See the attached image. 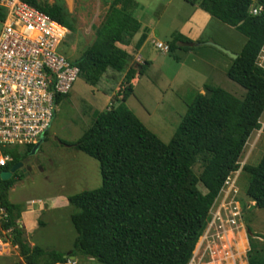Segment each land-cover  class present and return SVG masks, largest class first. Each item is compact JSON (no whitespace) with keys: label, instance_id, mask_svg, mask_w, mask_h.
<instances>
[{"label":"trees","instance_id":"16d2710c","mask_svg":"<svg viewBox=\"0 0 264 264\" xmlns=\"http://www.w3.org/2000/svg\"><path fill=\"white\" fill-rule=\"evenodd\" d=\"M70 30L67 11L58 2L22 0ZM245 38L227 70V78L245 91L238 99L223 89L205 85L186 105L185 114L169 143H162L124 105L133 94L132 81L144 75L148 62L133 63L121 76L129 55L145 36L133 38L140 25L133 0H112L92 44L72 61L85 83L96 86L105 77L117 83L120 103L97 113L91 127L70 148L99 164L101 186L68 198L75 212L70 223L76 233L69 253L31 247L20 224V207L8 194L18 174L0 180V209L6 217L0 231L8 232L23 264H66L77 255L97 264H189L195 246L210 222L211 208L229 176L239 170V159L264 113V69L257 58L264 46V0H184ZM260 8L257 15L251 8ZM4 12L0 11V20ZM189 51V49H185ZM66 96L55 98L59 105ZM264 134V126L262 127ZM16 149L9 155L7 171L22 162ZM199 160L196 176L192 163ZM246 197L264 209V156L257 166H244ZM201 185L205 193L198 190ZM247 264H264V247L249 241Z\"/></svg>","mask_w":264,"mask_h":264},{"label":"rangeland","instance_id":"374dc122","mask_svg":"<svg viewBox=\"0 0 264 264\" xmlns=\"http://www.w3.org/2000/svg\"><path fill=\"white\" fill-rule=\"evenodd\" d=\"M111 1L40 0L49 5L60 2L67 11L70 35L69 44L63 47L67 59H78L92 44ZM136 1L146 5L149 12H153L154 6L158 10L157 16L153 15L148 21L154 25L153 38L167 47V52L155 47L156 50L150 42L147 44L144 55L152 61V68L144 77L132 82L133 94L124 105L162 143L167 144L185 114L186 105L197 94H204L203 86L220 88L243 99L245 91L227 78L233 59L221 50L237 54L245 38L200 9L194 13L193 7L184 0ZM252 2L255 5L256 0ZM254 8L256 6L251 9ZM191 19L197 28H203L199 34L203 35L201 38L209 39V45L202 40L190 43L179 34ZM121 47L130 54L121 72L124 76L138 60L133 45ZM259 57V63L264 65V47ZM120 88L110 76L96 86L78 77L69 94L56 106L46 141L27 166V176L18 175L19 181L8 194L9 202L15 205L26 207L31 201L45 204L35 219V231L28 239L25 236L26 242L63 254L72 250L76 233L70 223V215L75 210L69 206L68 198L98 189L101 177L95 160L73 148L62 147L60 143H75L91 127L95 114L117 106ZM259 122L261 128L253 131L245 144L239 170L229 176L211 208L210 222L198 240L189 264H247L249 241L264 247V209H257L246 197L247 175L242 172L244 166H257L264 156V113ZM16 150L24 155L27 148ZM191 168L199 176L202 163L196 160ZM197 187L205 193L200 184ZM3 222L0 215V225ZM0 232L2 242L6 243V232ZM241 234L247 242L245 251L237 241ZM74 259L71 260L75 264H97L79 255ZM0 264L23 262L17 249L9 244L8 248L2 247L0 251Z\"/></svg>","mask_w":264,"mask_h":264},{"label":"built area","instance_id":"2783aa9c","mask_svg":"<svg viewBox=\"0 0 264 264\" xmlns=\"http://www.w3.org/2000/svg\"><path fill=\"white\" fill-rule=\"evenodd\" d=\"M0 11V167H5L9 155L2 151L32 148L47 136L55 98L69 94L79 71L63 49L69 44L66 27L22 0H0ZM259 12L250 10L254 16ZM155 47L167 52L161 43ZM259 56L257 66L264 69ZM0 215L5 219L2 209ZM6 243L0 236V251ZM66 264L75 263L69 258Z\"/></svg>","mask_w":264,"mask_h":264},{"label":"crops","instance_id":"0c3cea01","mask_svg":"<svg viewBox=\"0 0 264 264\" xmlns=\"http://www.w3.org/2000/svg\"><path fill=\"white\" fill-rule=\"evenodd\" d=\"M137 5H138V9L136 10V12H135V14H134V16H135V18L137 19V21H138V23H139V25H140V29H139V33H137L136 35H135V37L133 38V41H132V43L134 42V43H136V41H137V39L140 37V35H142V33H143V35L145 36V41L143 42V44L141 45V47L138 49V50H136V60H138V63H143V62H148L150 65H149V67H148V69H147V71L144 73V75L143 76H141V78L142 77H144L146 74H147V72L152 68V61H148V59H147V57H145V55H144V51H145V49H146V47H147V44L150 42V44H152V46L155 48V44H157V43H160V42H158L157 41V39H155V38H153V32H154V30H153V23L151 22V21H148L149 19H151V17H153V15H156V13H157V9L155 8V6H154V10H153V12L150 10V12L147 10V7H146V5H143V4H141L140 2H137L136 0H133ZM257 1V0H256ZM193 7V10H194V13H197V10L199 9L198 8V6L197 5H193L192 6ZM202 11V10H201ZM151 12L153 13L152 15H151ZM205 13V12H204ZM208 15V14H207ZM157 16V15H156ZM144 19H147V21L145 22H143V20ZM191 22V23H190ZM190 23V24H189ZM189 23L187 24V26L182 30V31H180L179 32V34L184 38V39H186L187 41H189L190 43H195V42H198V41H204L206 44H208L209 45V39L208 38H205V39H203V38H201L202 36H200V31L202 32L203 31V28H197L196 27V24L194 23V20H190L189 21ZM171 36V35H170ZM169 36V37H170ZM156 42V43H155ZM153 43H154V45H153ZM162 44V43H161ZM131 48V47H130ZM208 48V47H207ZM123 49V48H122ZM156 49V48H155ZM218 49V48H217ZM127 53H128V55H130L129 54V52L126 50V49H124ZM157 50V49H156ZM240 52V51H239ZM238 52V53H239ZM232 53V52H231ZM238 53L237 54H234V56H237L238 55ZM143 54V55H142ZM136 78H138L137 76L135 77V79L132 81V82H135V80H136ZM140 78V77H139ZM26 172H29V170H27L26 169ZM18 175H21V174H19V173H17ZM19 181V178H18V176H17V178L15 179V183H14V185L17 183ZM13 185V186H14ZM13 186L11 187V189H10V191L12 190V188H13ZM9 191V192H10ZM12 204V203H11ZM13 205H15V204H13ZM43 205H45L44 203H41L40 201H38V203L36 204V203H34V201H31V202H29L27 205H26V207H23V206H21V205H17V206H19L20 207V224H21V226L23 227V229L25 230V236H26V238L28 239V237L30 236V235H32L33 234V232L35 231V229H36V217L38 216V214L42 211V207H43ZM55 205V204H54ZM35 206H37V207H35ZM28 242V241H27ZM9 242H7V246H5V247H7L8 248V246H9ZM28 244L29 245H31V247H33L34 246V244L33 243H29L28 242ZM11 245V244H10ZM12 246V245H11ZM14 247V246H13ZM70 259H74V257H70ZM75 260V259H74Z\"/></svg>","mask_w":264,"mask_h":264},{"label":"water","instance_id":"95a60500","mask_svg":"<svg viewBox=\"0 0 264 264\" xmlns=\"http://www.w3.org/2000/svg\"><path fill=\"white\" fill-rule=\"evenodd\" d=\"M219 49V48H218ZM220 50V49H219ZM222 52H225L229 57H231L233 60L236 59L237 56H234L232 54H230L229 52H226L224 50H221ZM44 142V138H41L39 140V142L34 146L32 147L31 149V152L29 154V157L33 156L38 148L43 144ZM24 163L25 162H19L17 164H14L11 168H9L7 171H3L0 173V180L1 181H8L15 173H19V174H26V170L25 168L23 167L24 166ZM27 176V174H26Z\"/></svg>","mask_w":264,"mask_h":264},{"label":"flooded vegetation","instance_id":"af4514ba","mask_svg":"<svg viewBox=\"0 0 264 264\" xmlns=\"http://www.w3.org/2000/svg\"><path fill=\"white\" fill-rule=\"evenodd\" d=\"M47 137V136H46ZM46 137L44 138V142L46 141ZM43 142V143H44ZM61 145H62V147H69V146H67L65 143H60ZM43 145V144H42ZM41 145V146H42ZM41 146L38 148V150H37V152L33 155V156H31V157H29V155H27V157L22 161V162H25L24 163V168H25V170L27 169V166L32 162V159L35 157V155H37L39 152H40V148H41Z\"/></svg>","mask_w":264,"mask_h":264},{"label":"bare ground","instance_id":"6f19581e","mask_svg":"<svg viewBox=\"0 0 264 264\" xmlns=\"http://www.w3.org/2000/svg\"><path fill=\"white\" fill-rule=\"evenodd\" d=\"M238 243H240V245L242 246L241 247V250L242 251H245L246 250V244H247V242H246V239H245V236L243 235V234H241L240 236H239V238H238Z\"/></svg>","mask_w":264,"mask_h":264}]
</instances>
